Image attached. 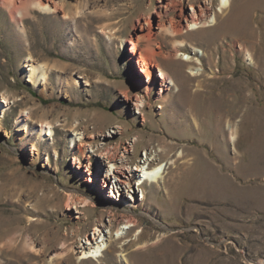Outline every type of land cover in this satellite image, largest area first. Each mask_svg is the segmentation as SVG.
Wrapping results in <instances>:
<instances>
[{"label":"rangeland","instance_id":"1","mask_svg":"<svg viewBox=\"0 0 264 264\" xmlns=\"http://www.w3.org/2000/svg\"><path fill=\"white\" fill-rule=\"evenodd\" d=\"M62 1L58 13L33 9L23 31L0 5V264H264V0H228L226 12L223 0ZM204 3L212 27L182 39L181 53L194 63L158 58L177 85L167 80L166 90L158 77L147 90L149 79L131 71L127 41L145 25L167 52L173 42L159 22L179 21L182 7ZM31 64L47 81L40 71L31 76ZM193 66L201 75L189 73ZM137 96L142 112L133 107ZM24 110L28 121L19 119ZM42 121L53 134L39 138ZM81 132L94 135L86 150L93 182L89 159L74 164ZM133 144L131 169L166 168L157 184L139 185L140 167L124 185L110 166L97 165L99 147ZM196 150L208 171L188 176L195 184L203 175L209 194L171 201L166 184L182 182ZM84 199L94 207L67 209ZM111 213L138 224L116 221L110 230ZM98 226L107 233L98 239L103 255L85 259L80 246ZM63 241L74 250L58 257Z\"/></svg>","mask_w":264,"mask_h":264},{"label":"bare ground","instance_id":"2","mask_svg":"<svg viewBox=\"0 0 264 264\" xmlns=\"http://www.w3.org/2000/svg\"><path fill=\"white\" fill-rule=\"evenodd\" d=\"M62 2H63L62 0H0V5L1 7H3L9 12L12 20H14L15 23H17L18 26L21 28V31H23L25 29L22 23L23 19L29 16L33 9L39 10V11H42L48 14H54V13H58L63 8ZM222 4H223V10H224L223 12H226V10L229 9L228 8L229 1L223 0ZM169 7H170L169 4L166 5L165 13H167ZM211 11H212L211 3H208V4L204 3V4H199V5L192 4L191 11L190 10L185 11V8L182 7V9L180 10L181 13H180L179 21H174V20H171L169 22L160 21L159 22L160 24L158 26V32L164 31V33H166V35L169 36L170 40L173 42L172 47L167 52L157 49L159 48V46H156L155 44L156 41L154 40L155 38L153 36L154 34H156V31L154 32V30L152 29L148 31L145 25L142 26L141 35L139 33V35L136 34L137 36L133 35L130 37V39L127 42L132 46L131 55L133 56L129 60L133 65V68L131 71L132 73L133 71L135 72L140 71L142 75H145L149 79L150 83H148L147 86L145 87L147 90L148 88L151 89L154 84H157L159 82L158 77L159 78L161 77V79L163 80L162 86L167 87V88H164V87L162 88L166 90H169L168 88L171 85V84L167 85V80L172 82L173 85H177V82L175 81V79L169 76L170 74L168 73V71L165 70L163 66L159 64L158 58H161V57L164 59L175 58L176 60H179V57H182L181 60L183 62L190 63V64L194 63L195 60L193 59L192 56L190 55L185 56V54L181 53L182 50L184 49L183 44L185 43L184 42L185 40H182V39H183V36L187 32H193L194 30H204L207 28H211L212 26L210 25V21H209L213 15ZM216 21H218V16L214 15V22ZM228 25H232V24H228ZM142 42L146 43L144 44L145 47L143 49L141 48ZM197 65H200V64L198 63ZM30 66L32 68L31 76H34L37 71H40V75L42 78L41 80L47 81V72L44 71L43 67L38 68L34 66V64H31ZM155 67L160 69V72H161L160 76L158 75L156 76V74L154 73ZM189 70H190L189 73L192 76L201 75L199 73L200 67L193 66V67H190ZM162 88H161V92L163 93V91H166V90ZM124 95L127 98H129L130 92H125ZM3 98L5 100V102H2L3 105L7 104L8 106L9 105L8 98L4 96ZM133 107L136 110L142 112V109L145 108L144 99L137 96L134 100ZM22 118L28 121L31 118V112L25 111V110L22 111L21 115L19 116V119H22ZM40 123L41 125H40V129L38 132L39 138L44 136L45 131L48 132V135L53 134V127L51 123L49 122L44 123L43 121ZM22 127L26 128V124H23ZM76 135L77 136L83 135V137H80L79 144H76L79 153L82 155V159L76 158V162L74 164L77 165V168L79 167L81 168V166H84L83 159L84 158L89 159V162L86 165V167L88 168V174L90 175V181L93 182L94 173L91 171V167H92L91 156L87 153L86 150L89 148H94L93 147L94 135L92 134L91 136H89V135H85L82 132L77 133ZM72 141L75 142L76 139L72 138ZM130 148L131 149H129L128 147H124V150L122 151L120 150L119 146L99 147L98 150L96 151L98 152V156H97L98 164L97 165L102 166L103 164L104 165L106 164V166H110L109 174H112V176H114L115 179L119 180V182L124 185L131 184V180L134 177L136 176L140 177V173H138L140 171V168H142L141 172H142L143 177L139 178L138 180L139 185H142V183L143 185L144 183H149L151 185L157 184V182H159L158 180L162 179L163 174L166 173V168H164L163 165L161 167H157V166H151L150 164V166L148 167H145V165H142V166L138 165L136 169H131L132 160L128 159L126 155H127V152H130L133 148H135V144H133ZM180 155L181 157H186L184 151H182V154ZM188 155L194 156V160L192 164H188V167L186 169L184 168V173H182V175H187V176L182 178V182H179V179H173V180H170L166 184V189L168 190V195L171 201L176 200V194L183 193V192H185V194H193V195L201 194V196H202V193L209 194V189H207L206 186L204 185L206 184V182L203 179V175L198 177V180H196L197 182L195 184L194 182H192V177L188 176V175H197V174L199 175L200 173L208 171V168L206 167V161L204 160V156H202L203 154L196 150V151L189 152ZM109 176L110 175H107L106 178H108ZM101 183L103 184L104 182L101 180ZM133 190L134 188L131 186V189L128 191V195L131 194L129 195L130 199L135 198L134 193H132ZM143 199H145V196H143ZM123 201H126V200L123 199ZM67 203H68L66 205L67 209H72L78 205H82V207H90V206L94 207L93 202L87 199H84L79 202L77 201L76 203H72V202L71 203L67 202ZM135 203H138V198L136 199ZM110 216H111L110 218H112L108 226V229L110 230L114 228V223L116 221H118L121 224V226L124 225V226H129V227H135L138 224L137 223L138 221L134 219L135 217H133L132 215L125 214L118 219L116 218L115 220L113 218L114 215L112 213ZM120 228L117 229L116 231L117 233H119ZM104 230L102 229V227L98 226L96 227L95 233L93 235H86L85 244L80 246L82 250L81 254H83L85 259L99 258L100 256L103 255V251L105 247H103V245L102 246L99 245L98 239L107 237V233ZM125 239L126 237L125 238L122 237L119 239H113V240L111 239L109 244L121 243ZM139 242H140V238L135 240L136 244H139ZM73 250H74L73 246L68 245L67 242L63 241L60 251L56 255H58V257L62 255L63 256L69 255V253ZM45 252L46 251H44L43 253ZM157 264H166V263L158 262Z\"/></svg>","mask_w":264,"mask_h":264}]
</instances>
